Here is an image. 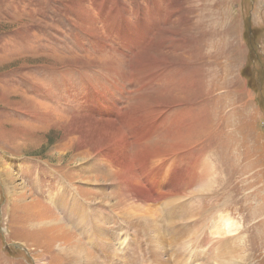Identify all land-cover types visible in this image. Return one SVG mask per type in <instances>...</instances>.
Returning <instances> with one entry per match:
<instances>
[{
    "label": "rangeland",
    "instance_id": "rangeland-1",
    "mask_svg": "<svg viewBox=\"0 0 264 264\" xmlns=\"http://www.w3.org/2000/svg\"><path fill=\"white\" fill-rule=\"evenodd\" d=\"M86 116L126 135L143 211L101 129L79 145ZM0 172V264H77L71 235L97 264H155L144 215L168 264H264V0H0ZM214 215L235 225L212 240Z\"/></svg>",
    "mask_w": 264,
    "mask_h": 264
},
{
    "label": "bare ground",
    "instance_id": "bare-ground-1",
    "mask_svg": "<svg viewBox=\"0 0 264 264\" xmlns=\"http://www.w3.org/2000/svg\"><path fill=\"white\" fill-rule=\"evenodd\" d=\"M105 100V99H104ZM116 100V99H115ZM114 102V101H113ZM118 103V102H117ZM115 106V105H114ZM90 107V106H89ZM98 107H99V105H98ZM115 108V107H114ZM91 111V110H90ZM93 111V110H92ZM95 111V110H94ZM90 114V113H89ZM46 115V114H45ZM112 116V115H111ZM110 117V116H109ZM108 117V118H109ZM135 117V116H134ZM86 120H87V122H86V124L85 125H81L80 127V130L82 129L83 131H85L86 130V132H83L82 131V133L84 134H82L81 133V139H80V142H79V145L80 146H82V147H85L86 145H87V141H86V139L88 138V136H87V134L88 133H90L89 131L90 130H92V129H94V128H96V129H98V127L101 129V133H102V135H103V137L101 138L102 140H104L105 141V143H106V150H107V152L105 153V158L104 159H106V160H108V159H115V161H117V163H118V165H117V167L115 168L116 170L113 172V180H115V182L117 183V185H120V187L121 186H123L124 184H126V186H127V183L129 184V187H124V188H122L121 189V192L125 189V191H127L126 189H136L139 193L137 194V195H135L133 198H130L129 197V195L127 196L126 195V193L125 192H122V194L121 195H118L117 196V199L121 202V204H123V206L125 207V208H127V207H129L128 209H127V212L128 213H131L132 211H133V209L131 208V207H134V208H136V209H138V208H140V210H142V207H141V205L142 206H148V204H149V201H150V199H149V197H148V194H141L140 195V193L141 192H143V191H145V190H143V188L140 186V184H139V181L137 180V178H136V176H135V174H134V172H133V170H132V168H131V166H130V162H129V156H128V154H127V147H128V141H127V138H126V135H124L123 133H122V131H121V129L118 127V125H116V121H114V119H112L113 117H111V119H109V120H97V119H95V118H93V117H84ZM83 118V119H84ZM138 118V117H137ZM117 119V118H116ZM120 118H118L117 120H119ZM134 119V118H133ZM83 121V120H82ZM81 121V122H82ZM120 121V120H119ZM122 123H126V124H130V125H133L132 127H131V129H134V128H137L138 127V125H140L138 122H132V120H126V119H124V120H122L121 121ZM75 123V122H74ZM130 125H128V126H130ZM142 125V124H141ZM94 127V128H93ZM140 128V127H139ZM143 129V128H142ZM73 130V129H72ZM95 130V129H94ZM140 131V130H139ZM87 133V134H86ZM83 135V136H82ZM89 135V134H88ZM94 135H95V133H94ZM91 136H92V134H91ZM86 137V138H85ZM97 137H98V135H97ZM90 138H93V137H90ZM91 140V139H90ZM100 141V140H99ZM91 143V142H90ZM93 151L95 152V154L96 153H98V156H100L101 158L100 159H102V152L99 150V151H97V148L95 147L94 149H93ZM58 154V153H57ZM59 155V154H58ZM149 157V156H148ZM85 158L83 157V160H84ZM111 159V160H112ZM115 164V163H114ZM205 164V163H204ZM93 166H91V168H95L96 166H94V164H92ZM113 167H115V166H113ZM202 167H203V165H202ZM147 168V167H146ZM205 168H206V166H205ZM90 171V170H89ZM204 171H207V170H204ZM200 172V171H199ZM212 172V171H211ZM1 173V172H0ZM207 173V172H206ZM7 174V173H6ZM12 174V173H11ZM12 175H14V174H12ZM210 175V174H209ZM10 176V175H9ZM54 176V177H53ZM58 176V175H57ZM57 176H55L54 174H52V176L50 177V182H51V184L49 185V187L51 186L52 188L51 189H56V188H58L59 186V188H61L62 186H63V184L60 182L61 180L59 179V178H57ZM202 176H204V175H202ZM8 177V176H7ZM59 177V176H58ZM9 178V177H8ZM15 178V177H14ZM37 178H38V175H37ZM55 178H57L58 179V181L56 182L55 181ZM16 179V178H15ZM209 179V178H208ZM127 180V181H126ZM212 180V179H211ZM8 181H10V180H8ZM18 181V180H17ZM55 181V182H54ZM202 181V180H201ZM208 181V180H207ZM14 182H16L14 179H11V182H9L8 184L9 185H12V186H10V188H8V190H11L12 191V194H15V189H19V188H17V187H15L14 186ZM22 182V181H21ZM64 182H66V181H64ZM67 183V182H66ZM203 183V182H202ZM37 184V183H36ZM35 184V185H36ZM68 184V183H67ZM207 185L205 186V187H208V188H210L211 186L208 184V183H206ZM22 185V184H21ZM203 185V184H202ZM17 186H19V184L17 185ZM69 186H70V184H69ZM22 187L24 188V187H26L25 185L23 186L22 185ZM30 188V187H29ZM58 188V189H59ZM117 188H118V190H119V187L117 186ZM201 188V187H200ZM35 189H37V187L35 188ZM145 189V188H144ZM20 190H22L21 192H19V194L21 195V193H24L25 195H26V192H25V190L24 189H20ZM39 190V189H38ZM42 190V189H41ZM29 191H30V189H29ZM48 191H50V190H48ZM70 191H73L72 189H70ZM100 191V190H99ZM28 192V191H27ZM43 193V192H42ZM41 193V194H42ZM46 193V192H45ZM51 193H52V191H51ZM60 192L59 191H57V195L59 194ZM62 193V192H61ZM100 193H104V191H100ZM100 193H99V195H100ZM146 193V192H145ZM39 194V193H38ZM134 194H136V193H134ZM43 195H44V193H43ZM55 195V194H54ZM60 195V194H59ZM98 195V194H97ZM39 196H40V194H39ZM45 196V195H44ZM56 196V195H55ZM54 196V198H56ZM105 196V198L104 199H107L108 198V196H106V195H104ZM12 197V196H11ZM37 197V196H36ZM48 198V197H47ZM46 198V199H47ZM49 198H50V195H49ZM59 196H58V200H59ZM65 198V197H64ZM122 198V199H121ZM103 199V200H104ZM41 200H43V199H41ZM33 201L34 202H36L38 205H39V208H37V210L36 211H40L41 210V208H42V206L39 204V202L38 201H36L35 199H34V197H33ZM50 201V200H49ZM128 202V203H131L130 205H131V207L130 206H128V205H126L125 204V202ZM59 202V201H58ZM117 202V201H116ZM116 202H114V204H116ZM49 203V202H48ZM74 203V202H73ZM105 203V202H104ZM45 204V203H44ZM52 204V203H51ZM50 204V205H51ZM61 204H62V202H61ZM114 204H113V206H114ZM117 205V204H116ZM54 206H56V205H54ZM64 206V205H63ZM144 206V207H145ZM183 206V205H182ZM182 206H179L178 208H177V210L178 211H180V208H182ZM117 207H118V205H117ZM46 208H47V215L49 214L50 215V213H49V211L51 212V208L46 204ZM119 208H121V207H119ZM119 208L117 209V208H115L114 207V211H117L118 213L120 212L119 211ZM186 208V207H185ZM75 209H76V207L75 206H73V208H70V209H68V217L70 218V219H72V218H79V217H82V216H79L78 214H80L79 213V211H75ZM64 209L63 208H60L58 211H60L61 213H62V211H63ZM86 210V209H85ZM84 210V211H85ZM144 210V209H143ZM142 210V211H143ZM153 210V209H152ZM175 211V210H174ZM184 211V210H183ZM87 212V211H86ZM97 213H99V212H97ZM169 213V212H168ZM177 213V212H176ZM59 214V213H58ZM57 213H56V216L57 217H55V216H53V218L52 219H49V221L47 220V221H45L46 223H44L45 224V226H47V227H54V231L56 232V236H55V242H62L63 240H65V237L67 236V235H64V232H68V233H70L71 231H70V229L62 222V219L59 217V215H58ZM31 215L33 216V213H31ZM31 215H28V216H31ZM48 215V216H49ZM101 215V214H100ZM144 217H145V221H144V223H146L147 225H148V239H149V244L150 245H153V246H151V249H152V251H153V253L154 252H157L156 254H154V257H155V261H154V263L155 264H168V263H166V262H164V260H163V254L165 255V253H163L164 252V250H163V248H161V249H159V246L162 244L161 242H160V240H159V238H161L160 237V232H159V230H158V228H157V225H155V224H153V223H150V219H148V215H144ZM228 217V216H227ZM227 217H221V216H216V215H214L213 217H212V219H211V222H210V227H211V229H210V231L207 233V235H209L210 236V238L212 239V240H214V238H212L211 237V235H213V236H215V235H221V237L224 235V233L226 232V231H230L231 230V228H232V225L234 224L233 222H231ZM155 218V217H154ZM180 218V217H179ZM42 219V218H41ZM85 219H86V217H85ZM99 219V218H98ZM89 220V219H88ZM91 220H93V219H91ZM153 220V219H152ZM180 220V219H179ZM220 221H222V223L220 222ZM84 222V221H83ZM88 222V221H87ZM86 222V223H87ZM75 223V222H74ZM96 224V223H95ZM81 225V224H80ZM144 225V224H143ZM235 225V224H234ZM88 226H89V229H87V230H89V232H90V225L88 224ZM80 227V226H79ZM95 227V226H94ZM147 227V226H146ZM209 227V228H210ZM99 228V227H98ZM149 228H151V229H149ZM49 229V228H48ZM79 229V228H78ZM157 229V230H156ZM43 230H44V228H43ZM85 230V229H84ZM209 230V229H208ZM207 230V231H208ZM48 231V230H47ZM46 231V232H47ZM149 231H150V233H149ZM44 232V231H43ZM96 232H98V231H96ZM96 232H94V233H96ZM112 234V233H111ZM64 235V236H63ZM81 235H83V234H81ZM86 235H87V233H86ZM72 237H73V235H71ZM85 236V235H84ZM159 236V237H158ZM69 238V237H67L69 240H70V242L72 243V245H73V248L74 249H72V250H70V251H68V250H65V249H60V247H62L64 244H61L60 246H59V250H58V252H59V255L62 253V254H64L63 256H64V258L65 259H67V256H69L70 257V259L71 260H73L74 262H76L77 264H89V260H88V258L86 257V256H88V255H90L87 251H86V249L79 243V241H77V239L74 237V238ZM91 237V236H90ZM119 237V236H118ZM127 237V236H126ZM126 237L125 236H123V237H121L120 239L118 238V241H117V243H116V245H118L119 246V248H122V249H126V247H129L130 246V244L129 243H127V239H126ZM96 238H97V240H98V242L99 241H102V242H104L105 244H106V247H104V249L101 251V253H105V252H107V253H111V248L112 247H110V244H108V240L109 239H107L108 237H107V235L105 234V232L103 231V230H101V231H99V233L97 234V236H96ZM162 239V238H161ZM231 239V238H230ZM68 240V241H69ZM125 240H126V242H125ZM66 241V240H65ZM64 241V242H65ZM159 242V243H158ZM94 243V242H93ZM92 243V244H93ZM227 243V242H226ZM171 244V243H170ZM57 245V244H56ZM103 245V244H102ZM101 246V245H100ZM124 246V247H123ZM227 246V245H226ZM229 247V246H228ZM103 248V247H102ZM174 249V248H173ZM223 249V248H222ZM227 249H225V251H226ZM116 251V250H115ZM159 251H160V253H161V256L159 257V255L160 254H158L159 253ZM224 251V250H223ZM222 252V251H221ZM229 252V251H228ZM126 254H128V252L126 253ZM113 255V254H112ZM167 255V254H166ZM227 255V254H226ZM91 256V255H90ZM120 256V255H119ZM121 257H123V256H121ZM222 257V256H221ZM63 258V259H64ZM104 259V258H103ZM221 259V258H220ZM91 260H92V262H93V264H97V257H96V259H95V257H93V256H91ZM227 261V260H226ZM231 262V261H230ZM105 263V262H104Z\"/></svg>",
    "mask_w": 264,
    "mask_h": 264
}]
</instances>
